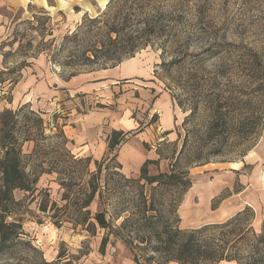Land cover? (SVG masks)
Listing matches in <instances>:
<instances>
[{"label":"rangeland","instance_id":"rangeland-1","mask_svg":"<svg viewBox=\"0 0 264 264\" xmlns=\"http://www.w3.org/2000/svg\"><path fill=\"white\" fill-rule=\"evenodd\" d=\"M63 1L66 8L59 13L50 11L47 15L36 7H29L28 14L22 19L16 21L21 17L20 11L11 13L13 21L0 27V103L3 105L0 112L5 109L17 111V134L24 162L31 179L38 176L33 192H13L18 205L13 208L12 218L22 223L21 240L24 245L11 246L7 255H0V264H63L55 263L60 254L63 258L69 257L72 264H135V253L142 257L139 258L141 264H161L164 256L151 251L156 242L152 240L149 245L139 243L136 235L142 237V233L135 234L136 229L124 230L123 234H130L133 245L144 248L143 251L134 249L131 252L119 238L114 240L110 237L104 253H100L104 231L98 229L95 236H90L82 228L74 229L69 224L56 228L47 218L50 203L46 213L38 210L45 192L49 202L58 206L62 204L63 190L58 185V177L67 178L71 171H75L73 161L64 155L66 150L77 158H85L86 155L78 153L62 128L65 123L72 127L74 123L70 120L76 115L75 110L73 115L64 109L49 116L45 106L48 100L42 96L26 97L21 82L27 77L49 83L54 78L67 81L78 74L112 68L111 63L98 61L77 68L61 66L68 56L62 51L63 37L73 33L81 24L88 26L86 18L101 15L109 2L85 0L81 5L77 0ZM101 1L105 2L103 7ZM48 2L54 3L53 0ZM85 3L87 7L83 5ZM150 6L162 12L158 38L149 40L147 47L121 63H135L142 81L145 78L154 84V89L169 94L173 107V130L165 138L166 133L162 134L158 126V116L148 111L135 109L128 118L135 119L139 113L143 120L138 122V126L156 124L157 139L163 137L152 144L157 147L158 159L155 164L147 166V173L158 176L171 170L178 173L187 171L193 183L182 192L183 185L164 186L169 182L164 178L146 193L140 189L142 181L126 180H137L139 174L126 176L117 168L115 159L106 160L101 164V179L106 180L108 201L105 204L111 213L112 223L119 226L123 220L129 219V224L134 227L141 225L140 211L146 194L152 222L160 220L161 224L177 227L176 218L181 216L180 229L202 227L210 221V207L216 208L222 198L228 197L231 205H243L241 210L247 208L248 211L227 226H215L203 232V240L213 247L221 246L224 256L231 258L217 264H264V126L262 131L251 133L243 140L238 138L235 122L244 115L261 113L264 117V0H152ZM74 97L82 102L84 96ZM25 98L30 100L29 103L24 102ZM117 99L115 93L109 100L99 95L91 99L92 103L87 108H77L76 111L80 115L91 109L121 113L125 107ZM67 101L73 102L72 99ZM215 111L223 121L211 131L208 124ZM227 117L231 118L232 126ZM37 118L42 120L44 139L36 135L39 132L38 126L34 125ZM58 131L70 142L63 144L61 139L50 138ZM213 132L216 135L210 138ZM26 137L34 140L23 143ZM35 143L42 153L29 159ZM105 158L97 161L102 162ZM41 163L43 165L37 167ZM106 165L108 170L104 169ZM51 166H56L60 172L64 168L70 170L61 175L54 172L39 174ZM230 168H237L231 178L228 177ZM87 170L90 173L96 171L91 159ZM75 174L78 176L80 171ZM219 178L224 185L215 188L214 182ZM204 189H210L219 197L209 200L206 217L201 216L200 220L192 222L189 220L191 209L192 213H195V208L206 212L203 192L210 194V190ZM250 198L253 204L249 203ZM183 199L186 203L182 205ZM100 203L96 197L90 210L96 212ZM184 206L190 211L186 219L185 212L179 213ZM147 258L152 261L144 262Z\"/></svg>","mask_w":264,"mask_h":264},{"label":"trees","instance_id":"trees-1","mask_svg":"<svg viewBox=\"0 0 264 264\" xmlns=\"http://www.w3.org/2000/svg\"><path fill=\"white\" fill-rule=\"evenodd\" d=\"M152 0H109L104 12L96 18H86L89 25H79L77 29L63 37L62 51L66 52V56L61 66L68 68H77L81 66H88L94 61L102 63H111L112 68L119 65L123 60L132 58L141 49L148 46L149 40L157 39V32L162 28L161 18L162 12L151 5ZM77 11V8H75ZM83 25V26H82ZM160 27V28H159ZM96 30L97 32H95ZM93 32V35H90ZM73 45V47H70ZM255 58V55H252ZM73 75V74H72ZM34 116L33 113H30ZM17 111L5 109L0 112V255L3 257L7 255L13 245H24L21 240L23 231L22 223L13 217V208L18 205L13 197L15 190L24 192H33L38 176L31 179V173L28 171L24 162V154L22 152V144L19 143L17 130ZM211 119V117H210ZM223 117L215 111L212 119L208 124V129L214 131L220 125ZM223 121V120H222ZM227 122L232 126L231 118L227 117ZM237 124V134L243 140L251 133H256L258 130L262 131L264 126L263 114L257 116H240L235 120ZM34 125L38 126L39 132L36 134L40 139L42 138V120L37 118ZM242 128V130H240ZM254 130V131H253ZM128 133L121 131H112L108 136L107 142V156L102 162L94 161L96 171L90 173L87 167L90 163V158H77L70 155L69 151L64 155L73 161L75 171H71L67 178L58 177V185L63 190L61 195L62 204L58 206L55 202H49V196L43 193V199L40 203L39 211L44 214L47 212L48 204L50 208L47 218L56 227L60 228L64 224L71 225L74 229L77 227L88 232L90 236L96 235V230L104 231L101 237L99 250L104 253V249L109 242L110 237L114 240L120 239L131 252L134 249L140 252L144 248L133 245V239L130 234H123V231L136 229L135 234L142 233V237L136 235L139 243L149 245L152 240L156 245L151 248L153 253H160L164 256V261L161 264L169 262H176L177 264H217L220 261L230 260L228 256H224L223 248L221 246L213 247L203 240V232L215 226L228 225L245 215L248 209L238 212L236 215L226 220L223 224H210L197 229L182 230L179 228V218L176 215L177 227H172L166 223L161 224L160 220L151 221L153 215L150 212V206L146 199V194L143 196V208L140 211L143 223L138 227L129 224V219L123 220L119 226H115L111 220V213L108 211V201L106 196V180L101 179L102 165L106 160L113 161L115 159V149L125 142L128 138ZM215 136L214 132L210 135ZM54 139H61L63 144L68 141L58 131L57 134L50 137ZM33 138L26 137L22 142L33 141ZM248 150V149H246ZM244 151L243 155H245ZM42 150L35 143L29 159L39 155ZM43 163V162H42ZM38 164L41 167L43 164ZM156 161H145L140 168L137 180L127 179V181H138L140 189L146 190V193L153 188V184L158 183L162 179H167L164 186H179L183 185V191L187 190L191 185L188 172L169 171L168 174L150 176L147 173V166L155 164ZM204 165L207 163H203ZM200 164V165H203ZM72 166V165H71ZM56 166H51L46 172L42 173H58L61 175L70 168H64L61 172L57 171ZM79 168V170L76 169ZM108 166L104 167L108 170ZM117 168L121 170L119 164ZM80 174L76 176L75 173ZM38 174V175H39ZM122 177L123 175L120 174ZM185 177V179H184ZM125 178V177H124ZM142 193V191H141ZM101 202L100 207L96 212L90 210V206L95 198ZM221 199V198H220ZM214 209V208H212ZM155 217V216H154ZM150 247V246H149ZM221 250V251H220ZM138 254H133V262H139ZM152 260L147 258L144 262L148 263ZM62 262L63 264H72L69 257H64L63 254L58 256L55 263ZM252 262V260L250 261Z\"/></svg>","mask_w":264,"mask_h":264},{"label":"crops","instance_id":"crops-1","mask_svg":"<svg viewBox=\"0 0 264 264\" xmlns=\"http://www.w3.org/2000/svg\"><path fill=\"white\" fill-rule=\"evenodd\" d=\"M53 1L54 3L52 4L49 3L48 0H0V27L2 24L8 25L13 21L11 13L15 14L20 11L21 17L16 19V21L22 19L25 14H28L29 7H36L43 11V13H47V15H50V11L59 13L63 11V8H66V3L63 0ZM77 1L82 5L85 0ZM100 3L101 7L105 4V2L102 1ZM81 5L79 7H81ZM83 5L87 7L86 3ZM143 80L144 81L141 80V74H139L135 63L125 62L110 69L78 74L67 81L54 78L49 83L46 81H35L34 78L27 77L21 82V87H23V92L27 95L26 97L34 96L38 98L37 96H42L48 100L49 103L45 106L48 107L46 112L49 113V116H51L54 111H63L64 109L69 110L70 115H73L75 110L76 115L71 117L70 120L71 123H74L71 124L72 127H67L65 123L62 128L65 136L73 142V147L78 149V153L82 156L86 155L85 158L89 157L92 161H97L107 157V136L111 131L128 133L127 140L120 144L113 154H115V160L120 165L123 174L135 177L139 174L140 168L145 161H156L158 159L156 155L157 147L152 144L153 142L155 143L156 140V143H158L163 137L157 139L159 134H156L157 131L154 128L156 124H143L142 127H139L138 122L143 119L139 113L135 115V119L128 118L131 111L135 109L143 110L148 111L149 114L158 116V126L162 134L166 133V135H164L165 138L169 137L170 132L173 130V107L169 94L154 89V84L152 82H148L145 78H143ZM54 85L55 87H53ZM114 93L118 95L117 102L122 103L125 107L124 109L122 108L123 111L121 113L91 109V111H87L80 115L76 111L77 108L80 110H82L83 107L87 108V105L92 103L90 102L91 99L96 98V96L98 97L100 95L109 100L111 96H114ZM75 95L84 96L82 102L78 98H75ZM67 99H72L73 102L67 101ZM29 101L28 98L24 100L25 103H29ZM2 109L3 105L0 103V111ZM115 114L119 115L117 116ZM230 169L232 170L228 174L229 178L232 177L234 171H237V168ZM192 183L193 182H191V186ZM223 183L221 178L217 179V182H214L215 188L221 187L224 185ZM203 185L205 184L203 183ZM204 190L209 191L210 189ZM209 193L210 194H205L203 192L205 213L199 208H195V213H192L191 209L189 220L192 222H196L200 220L201 216H205L208 212L207 206H210V199L219 197V195L215 196V192L211 193V190ZM226 198H222L216 208L212 209L210 207V221L206 224H219L242 211L243 205L239 207L233 206L229 202L230 198ZM248 201L251 204L254 203L251 198ZM185 203L186 199H183L182 205ZM180 211L186 213L185 215L187 217L185 216V219L188 218L187 214H190L188 208L184 206L180 208L179 213ZM179 220L180 222L182 221L181 216ZM198 227L200 226L191 229H196ZM166 264L177 263L169 262Z\"/></svg>","mask_w":264,"mask_h":264}]
</instances>
